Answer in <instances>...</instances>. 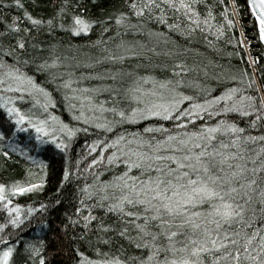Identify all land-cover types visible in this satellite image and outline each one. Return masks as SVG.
<instances>
[{
    "label": "snow or ice",
    "instance_id": "6c2138e0",
    "mask_svg": "<svg viewBox=\"0 0 264 264\" xmlns=\"http://www.w3.org/2000/svg\"><path fill=\"white\" fill-rule=\"evenodd\" d=\"M201 2L123 0L122 7L126 10H114L106 14L104 20L74 15L68 30L73 34L87 33L94 24L103 26L104 21L112 20L117 29L142 33L137 24H141L146 15L149 21L155 20L190 38L197 31L204 33L212 27L211 11L202 14ZM232 2L235 4L236 0ZM13 3L18 8L23 7L21 0H13ZM247 3L259 25L260 38L264 40V0H247ZM129 13L138 18L136 24L129 19ZM169 15L174 17V23L168 21ZM23 16L33 28L38 29L45 23L27 11ZM19 20L20 17H13V22L0 32V88L5 92L27 93V98L35 101L33 107L39 105L47 112L50 94L22 70V66L31 65L34 60L27 56L28 45L19 35ZM232 23L229 19L228 24ZM103 31L108 29L103 28ZM23 33H29V28L24 27ZM166 36L167 33L148 29L147 39H122L113 48H105L104 55L92 64L101 61L123 64L132 58L151 61L160 56L171 59V64L152 63L143 74L139 63L128 71H113L104 76L74 73L78 80L112 81L103 87L73 88L71 75L59 81L63 89L70 90L64 100L72 110V119L97 130L96 138L86 143L87 149L98 152L89 167H100L103 172L112 170L114 174L109 179H101L100 173H94L91 183L76 189V205L59 223L50 225L42 220L47 231L43 238L25 244L30 255L24 264H28V260L32 264H53L58 257H67L68 264H264V134L253 135L228 118L232 113L248 116L246 108L250 109L258 114L250 119L247 128H256L257 122L264 120V99L257 109L253 107V96L232 86L181 109L184 101L193 100L182 88L195 84L199 91V82L186 83L181 72L188 73L190 69L181 54L189 49L168 47ZM160 37H165L163 47H160ZM202 38L207 41V36ZM5 56L11 62L4 59ZM57 64L58 59L53 58L50 62H40L35 70L44 72ZM155 69L160 70V78L154 74ZM229 79L237 77L233 75ZM148 83L151 88L145 87ZM105 92L107 98L100 99V94ZM238 93L241 94L237 97ZM36 94L43 96L44 101ZM204 95L208 96V92ZM0 99L3 100L0 108H6L17 125L37 120L40 126L31 123L30 127L37 133L48 131L45 119L22 114L21 109L12 104L14 99L25 100V95H0ZM201 114L219 118L215 123L200 124L189 130V124ZM150 118L169 123L176 121L174 130L158 123L134 132L121 127L111 137L101 136V132L112 133L125 123L134 125ZM46 119L57 120L51 115ZM60 123V131L66 132L69 138L89 130ZM51 138L55 140V136ZM63 146L62 143L56 145L57 148ZM117 165L122 166L123 171H119ZM63 175L62 186L69 176L67 169ZM43 184L41 175L34 183L13 186L10 191L16 195L41 188ZM4 191L5 185L0 184V200L7 199ZM62 191V187H57V195L50 203H62L57 199ZM40 207L43 209L45 205ZM19 208L20 205H16L15 209H9L16 211L17 218L11 220L13 226L18 223ZM31 211L33 209H29ZM0 243L4 245L0 249V264H11L13 248L6 240ZM130 247L138 254L126 253ZM88 249L95 258L86 255Z\"/></svg>",
    "mask_w": 264,
    "mask_h": 264
},
{
    "label": "trees",
    "instance_id": "16d2710c",
    "mask_svg": "<svg viewBox=\"0 0 264 264\" xmlns=\"http://www.w3.org/2000/svg\"><path fill=\"white\" fill-rule=\"evenodd\" d=\"M21 3L23 7L18 8L13 0H0V32H4L8 24L13 22V17H20L17 21L21 29L19 35L28 45L27 56L34 60L31 65L22 66V70L32 75L36 82L48 91L51 103L48 104L47 112H45L39 105L33 107L35 101L27 98V93L5 92L3 88H0V95L3 96L25 95V100L14 99L12 104L19 107L22 114L45 119L48 128L45 133H37L30 127L31 123H36L39 127L37 120L25 121L17 125L16 121L7 114L6 108H0V184L5 185L4 195L7 197L5 200H0V225H4L0 228V241L6 240L7 244L13 248L11 264H24L25 259L30 255L26 251L25 244L34 243L44 237L47 228L41 224L42 220L47 224L55 225L64 218L66 212L73 211V206L76 205L74 199L76 189L82 187L84 183H91L94 173H100L101 179H109L114 174L112 170L103 172L100 167H89L91 160L98 155V152H91L86 148V143H91V140L96 138L97 130L90 125H85L82 121L72 119V110L67 107L64 100L66 92L70 90L63 89L59 81L71 75L73 88H79L81 85L103 87L112 81L96 78L78 80L74 73L104 76L113 71H128L130 67L139 63L142 64L140 72L143 74L152 63L164 61L172 63L171 59L160 56L158 60L151 61L144 58L139 60L132 58L123 64L110 61L92 64L93 60H99L104 55L105 48H113L114 44L122 39L127 41L147 39L148 29L167 33L168 47L183 46L189 49L187 53L181 54V59L188 65L190 71L181 72V76L185 77L186 83L199 82V91L195 84L182 88V91L192 96L193 100L184 101L181 109L189 107L194 102L218 95L224 88L232 86L253 96L255 98L252 102L253 107L261 108L260 100L264 99V45L259 41L256 23L246 0H236L235 4L232 0H202L199 10L204 15L211 11L212 27L204 33L197 31L190 38L155 20L149 21L146 15L143 22L137 24V27L142 29V33H134L126 28L117 29L112 20L104 21L103 26L94 24L87 33L73 34L68 30L74 15L104 20V16L113 13L114 10H126L122 7L123 0H21ZM24 11L36 19H42L45 23L38 26V29L33 28L23 16ZM129 19L136 24L138 18L129 13ZM229 19L233 21L231 25L228 24ZM49 20L52 21L51 24L47 23ZM168 21L174 23V17L169 15ZM24 27L29 28V33H23ZM103 28H107L108 31H103ZM218 32H222L223 35H219ZM203 36H207V41L202 38ZM159 39L160 47H163L165 37ZM97 41L99 43H96ZM53 58L58 59L56 67H49L44 72L35 70L37 64L50 62ZM4 59L11 62L7 56ZM154 74L157 78L161 76L159 69H155ZM233 75L237 77L236 80L229 79ZM145 87L151 88L152 85L148 83ZM205 91L208 92V96L204 95ZM240 94L238 93L237 97ZM36 95L42 102L44 101L43 96ZM107 96L108 93H101L100 99H106ZM0 103H3L2 99ZM244 103L247 104L248 101ZM246 111L249 113L248 116L232 113L228 118L253 135L264 134V120L258 121L254 129L247 128L250 119L258 113L253 114L247 108ZM48 115L56 117L57 120L47 121ZM218 118L201 114L197 120L189 124L188 128L191 130L193 126L215 123ZM60 122L77 128L87 127L89 130L77 132L69 138L66 132L60 131ZM158 123H163L166 128L174 130L173 125L176 121L169 123L159 118H150L137 121L134 125L125 123L117 126L112 133L101 132V136L111 137L119 132L121 127L128 132H134L137 129L142 131L145 126ZM152 135L159 137L160 134ZM52 136H55V140L51 138ZM58 143L64 146L57 148ZM107 151L108 149H105V152ZM5 152L8 153L7 156L4 155ZM117 168L123 171L122 166L117 165ZM66 169L69 176L62 186L60 181L65 179L63 174ZM41 175L44 178L41 188L16 195L11 193V187L17 185L23 187L27 183H34ZM57 187L63 189L62 195L57 196V199L62 200L59 205L50 203L52 197L57 195L55 192ZM16 205H20V215L17 225L13 226L11 220L17 218L16 211H9V209H15ZM40 205L45 207L41 209ZM29 209L33 211L29 212ZM3 246L0 243V249ZM126 253L138 254L134 247L127 248ZM86 255L95 258L91 249H88ZM28 264H32V261L28 260ZM53 264H68V258L58 257Z\"/></svg>",
    "mask_w": 264,
    "mask_h": 264
},
{
    "label": "water",
    "instance_id": "95a60500",
    "mask_svg": "<svg viewBox=\"0 0 264 264\" xmlns=\"http://www.w3.org/2000/svg\"><path fill=\"white\" fill-rule=\"evenodd\" d=\"M246 2H247V0H246ZM247 5H248V3H247ZM248 7H249V9H250V12H252V9H251V7L248 5ZM253 18H254V20H255V17L253 16ZM255 23H256V27H257V31H258V37H259V40L261 41V43L264 45V41L263 40H261V38H260V33H259V25H258V23L256 22V20H255Z\"/></svg>",
    "mask_w": 264,
    "mask_h": 264
},
{
    "label": "rangeland",
    "instance_id": "374dc122",
    "mask_svg": "<svg viewBox=\"0 0 264 264\" xmlns=\"http://www.w3.org/2000/svg\"><path fill=\"white\" fill-rule=\"evenodd\" d=\"M243 41L245 42V44H246V40H244V38H243ZM47 132V131H46ZM45 133V132H44Z\"/></svg>",
    "mask_w": 264,
    "mask_h": 264
},
{
    "label": "bare ground",
    "instance_id": "6f19581e",
    "mask_svg": "<svg viewBox=\"0 0 264 264\" xmlns=\"http://www.w3.org/2000/svg\"><path fill=\"white\" fill-rule=\"evenodd\" d=\"M260 41V40H259ZM264 41V40H263ZM261 42V41H260Z\"/></svg>",
    "mask_w": 264,
    "mask_h": 264
}]
</instances>
